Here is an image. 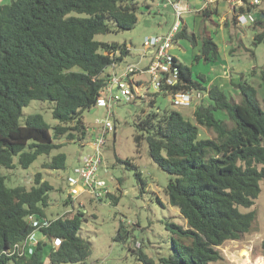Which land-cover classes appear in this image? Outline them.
<instances>
[{
  "label": "trees",
  "instance_id": "16d2710c",
  "mask_svg": "<svg viewBox=\"0 0 264 264\" xmlns=\"http://www.w3.org/2000/svg\"><path fill=\"white\" fill-rule=\"evenodd\" d=\"M209 7L199 12L207 19L212 17ZM140 11L141 0H13L0 5V170L30 168L40 156L61 148L58 141L63 137L87 138L84 113L97 109L109 84L105 70L121 64L130 52L126 43H104L96 36L134 29ZM262 13L255 29L262 27ZM233 21L238 23L237 17ZM179 39L199 46L197 61L219 57L210 34L198 38L185 25ZM255 42H264V31ZM174 67L178 82L169 87L170 93L205 96L195 104L194 121L172 102L173 108L163 112L142 111L134 123V139L137 144L146 141L151 159L173 177L166 195L186 226L170 224L180 239L172 240L173 253L159 263L141 247L136 255L142 264H213L222 259L218 247L239 240L256 219L255 212L243 213L240 208H251L261 192L264 109L255 86L238 84L242 100L237 103L224 88L209 86L204 75L195 78L192 68L176 58ZM260 85L264 101V75ZM151 95L154 102L160 95L168 96L165 91ZM32 100L54 103L57 124L50 126L38 113L24 117L23 123V109ZM200 127L213 131L215 138H201ZM66 161V155L59 153L42 168L65 169ZM136 177L142 182L139 172ZM53 189L42 172L27 188L25 184L9 187L0 171V264H86L91 246L79 235L84 214L48 219ZM111 198L114 204L119 202ZM31 215L50 221L39 230L46 240L29 256H9V249L36 231L28 222ZM125 238L121 227L116 240ZM262 250L264 257V241Z\"/></svg>",
  "mask_w": 264,
  "mask_h": 264
},
{
  "label": "rangeland",
  "instance_id": "374dc122",
  "mask_svg": "<svg viewBox=\"0 0 264 264\" xmlns=\"http://www.w3.org/2000/svg\"><path fill=\"white\" fill-rule=\"evenodd\" d=\"M12 1L0 0V5L10 4ZM204 1L199 0V3L203 4ZM217 3L209 7L212 12L211 19L196 12L183 13L182 27L186 25L188 32L194 33L198 38L206 33L210 34L219 48L218 59L212 62H205L203 59L197 61L196 56L200 55L199 46L193 47L188 39H179L174 43V47L186 54L185 58L180 59L182 63L192 68L195 78L200 75L208 77L209 86L219 85L224 88L237 103L242 100L240 91L236 87L238 84L244 82L255 86L259 92V102L264 109L263 89L260 85L264 75V42L259 44L255 42V36L264 31V17L262 27L256 29L255 23L259 20L261 12L258 9L251 12L256 20L254 23L248 25L234 23L233 20L238 14L233 11L236 6L233 7L222 1L219 14L216 11ZM145 4L149 5V8ZM261 10L264 11V5ZM175 21V11L171 5L164 7L160 0H141V11L134 29L98 35L96 40L104 43H126L130 52L121 63L122 66H126L136 63L137 59L143 56L146 50L144 46L146 38L167 34ZM195 50L198 53L194 54ZM147 61L146 58L140 67ZM226 75L228 79H223L225 83L222 81L219 84L212 83L213 79ZM143 77L146 79L148 75ZM152 92H147L143 97L132 102L117 103L113 106L111 119L115 124V132L107 135L101 151L102 170L106 168L108 171V173L102 171V178L107 182V193L104 192L100 200L89 195L72 200L69 196L68 177L72 176L74 169L81 165L82 157L92 153L93 149L89 143L99 130L97 120L108 116L106 108H97L94 113L85 111L84 120L89 129L85 140L67 141L63 137L58 141L63 145L61 148L53 150L48 156H40L30 168L23 169L17 165L12 170H0L7 177L9 187L25 184L30 188L34 183V175L37 172L43 173L44 180L54 188L50 192V204L46 210L48 219L84 214L79 235L91 246V254L86 264H142L136 255L140 247L145 254L159 263L161 257L173 253L172 240L180 239L170 224L186 226V220L178 208L169 203L166 195L167 185L173 177L151 159L146 141L137 144L134 139L136 134L134 123L142 111L163 112L167 107L173 108L169 96L160 95L154 102ZM201 99L205 100V96L202 95L190 107L176 106V109L194 121L195 104ZM53 106L54 103L51 102L32 100L23 109L22 122L24 123V117L38 113L53 127L57 124L52 115ZM218 116L226 117L223 113H218ZM215 136L213 131L200 127L201 138H215ZM59 153L66 155L65 169L42 168L43 163L50 161ZM15 163L17 164V159ZM136 172L141 174L142 182L138 181ZM260 187L261 192L254 205L249 209L240 208L243 213L255 212L256 219L251 230L239 240H229L219 246L222 259L213 264H264L262 250L264 179L260 182ZM111 195L119 198L117 204L113 203ZM121 227L127 238L118 241L116 236Z\"/></svg>",
  "mask_w": 264,
  "mask_h": 264
},
{
  "label": "built area",
  "instance_id": "2783aa9c",
  "mask_svg": "<svg viewBox=\"0 0 264 264\" xmlns=\"http://www.w3.org/2000/svg\"><path fill=\"white\" fill-rule=\"evenodd\" d=\"M224 1L234 8V12H238L237 20L242 25L254 23L256 20L251 15L255 9L262 11L264 0H220ZM164 7L171 5L175 11L176 21L170 31L162 36H154L146 38L144 46L145 53L136 63L127 64L124 72L113 73L109 78V84L102 93L97 108H106L108 116L104 119L97 120L99 130L94 139L89 143L92 153L82 157V163L75 168L73 175L68 177L70 186L69 196L79 199L84 195L92 196L100 200L104 192L107 193V182L102 178V171L108 173L103 167L102 148L106 143L107 135L115 132V124L111 119L113 115V106L117 103L132 102L139 97H143L147 92L156 93L165 91L170 97L171 102L175 106H191L196 99H200L202 94L192 92L170 93L169 87L174 86L178 82V73L175 65V56L172 53L174 43L178 33L182 30V15L190 12V9L182 5L179 0H160ZM249 8L251 10H249ZM242 9H244L242 11ZM264 16V13H262ZM148 61L144 66L145 59ZM116 65H113V67ZM148 78H144V75ZM144 83V84H142ZM28 222L36 227V231L23 242L13 246L7 251L9 256L18 254V256L33 254L37 244L45 241L46 237L40 233L42 227L49 225V220L45 218H37L34 215L28 217ZM40 236V237H39ZM42 237V238H41ZM54 247L58 245V241L53 243Z\"/></svg>",
  "mask_w": 264,
  "mask_h": 264
},
{
  "label": "crops",
  "instance_id": "0c3cea01",
  "mask_svg": "<svg viewBox=\"0 0 264 264\" xmlns=\"http://www.w3.org/2000/svg\"><path fill=\"white\" fill-rule=\"evenodd\" d=\"M180 1V0H179ZM218 2V3H217ZM222 1L220 0H205L203 4H200L199 3V0H192V1H184V0H181V3L182 5H185L187 6L189 9H190V13H199L201 10L205 9V5H208L210 7L213 6L214 3H217V13L220 14V6L222 5L221 4ZM147 8H149V5H146ZM169 7V6H168ZM198 51L200 52V48L198 47ZM197 50H195V52H193L194 54L198 53ZM172 53L173 55L175 56V58L179 61H181L180 58H185L186 57V54H184L179 48L177 47H174L173 50H172ZM139 59V58H138ZM137 59V60H138ZM182 62V61H181ZM125 70V66H122V64H118L116 66H112V67H109L105 70V74H107L108 76H111L113 73H117V74H120L122 72H124ZM208 78V77H207ZM223 79H228V76H219L218 78H215L213 79V82L212 83H217L219 84L220 81L223 82ZM231 79V78H230ZM210 80V79H208ZM221 82V83H222ZM225 83V82H223ZM223 85V84H222ZM192 108V107H191ZM97 110V109H96ZM194 110V109H193Z\"/></svg>",
  "mask_w": 264,
  "mask_h": 264
},
{
  "label": "water",
  "instance_id": "95a60500",
  "mask_svg": "<svg viewBox=\"0 0 264 264\" xmlns=\"http://www.w3.org/2000/svg\"><path fill=\"white\" fill-rule=\"evenodd\" d=\"M96 111V109H93V110H91V113H94Z\"/></svg>",
  "mask_w": 264,
  "mask_h": 264
},
{
  "label": "clouds",
  "instance_id": "9594fccd",
  "mask_svg": "<svg viewBox=\"0 0 264 264\" xmlns=\"http://www.w3.org/2000/svg\"><path fill=\"white\" fill-rule=\"evenodd\" d=\"M264 17V16H263Z\"/></svg>",
  "mask_w": 264,
  "mask_h": 264
}]
</instances>
